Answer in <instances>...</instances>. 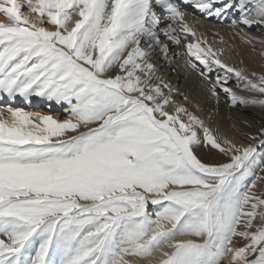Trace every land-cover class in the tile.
Instances as JSON below:
<instances>
[{"label":"snow or ice","instance_id":"obj_1","mask_svg":"<svg viewBox=\"0 0 264 264\" xmlns=\"http://www.w3.org/2000/svg\"><path fill=\"white\" fill-rule=\"evenodd\" d=\"M189 4L206 18L236 9L234 28L264 27V0H0V94L70 113L0 107V264H137L155 252L149 264H264V129L237 147L187 109L167 111L171 87L152 83L154 49L169 52L159 33L182 43L156 8L195 41L180 11ZM186 48L217 102L222 91L230 106L264 108V74L230 66L207 41ZM214 66L225 74L213 82ZM201 146L228 162H202Z\"/></svg>","mask_w":264,"mask_h":264},{"label":"bare ground","instance_id":"obj_2","mask_svg":"<svg viewBox=\"0 0 264 264\" xmlns=\"http://www.w3.org/2000/svg\"><path fill=\"white\" fill-rule=\"evenodd\" d=\"M19 2L24 4L26 3V0H19ZM156 11L160 16L162 26L167 27L168 24H172V26L177 29V35H179V38L182 41L179 45L174 44L172 41L167 40L163 33H159L162 42L168 44L169 52L167 57H165L160 52L159 47H157L154 49L150 58L151 62L155 65L157 77L152 83L155 85L163 82L168 84L172 89L170 95L174 104L170 102L169 105L165 106L166 110L171 113L173 112L174 106L183 107L202 119L207 126L211 127L221 137V139L231 140L240 148L249 146V144L253 143L251 137L258 136L260 131L264 129V108L259 106H230L227 95L222 91L219 93V102L212 98L208 91L210 82L204 80L198 72L186 64V60L189 59L186 45L201 40L207 41V44L211 45L213 49H225V55L220 57V59L230 66L235 67L236 69H244L249 75L252 72L261 75L264 74V55H262V53H264V43H262V41H264V27L254 26L249 29L243 25H238L234 28L232 26V21H239L240 19L239 13L236 9L228 10L226 15H222L219 18L215 16L206 18L204 14L194 6L190 4L182 5L180 11L184 13L186 22L190 26H193V29L196 32L194 41L192 36H186L179 32L178 22L171 21L169 16L164 13L159 6H157ZM22 12L24 15H28L32 20H38V17L35 14L30 13L27 7L23 8ZM76 18L77 17H74V19ZM0 21L8 23L2 15H0ZM45 27H48L49 30H54L51 25L45 24ZM242 28L243 31H241ZM221 37L224 41L223 44L220 42ZM250 38L254 39H251V42H248ZM141 46L145 48L147 47L146 44H142ZM205 46L206 45L201 44L202 48ZM191 59L198 67L203 68L194 57ZM224 74L225 72L223 69L214 66L213 71L210 74L211 81L214 82L217 75L224 76ZM228 75L229 87L233 88V90L237 91L239 94L249 95L248 93H241L240 90L236 88L237 78L233 74ZM162 90L165 94H169V89L162 88ZM2 95L3 94H0V100ZM6 97L8 98V96ZM37 98L46 101L42 109L49 111L60 105H65L68 109V105L64 102L58 104L54 100L50 101L46 97L36 95L30 96L27 100L22 97L23 105L21 108H18L23 109L26 112L51 115L54 119L60 121L70 118V113L68 111V115L61 118L58 114L53 115L54 113L50 114L49 112H44L40 109H34V101ZM15 99L16 98H12L11 102L13 103ZM7 106L12 107V105H6L4 107ZM65 112L63 113L65 114ZM257 151L264 153V148H257ZM195 155L204 163L219 164L228 162V157L210 147L201 146L196 150ZM262 169H264V165L256 167V174L264 177V170ZM254 178L255 177H252V179ZM249 182L251 181L249 180ZM257 184L259 189H264V183L257 181ZM151 198L154 197H150V199ZM159 210V206L156 205H151V207L147 208V211L152 215L153 219H155V213ZM162 223L166 228L170 227V224L167 222L162 221ZM175 239L182 240L195 238L177 236ZM158 257L159 252H155L150 258H136L137 264H149L150 261L154 262ZM229 259V256H225L221 264H228Z\"/></svg>","mask_w":264,"mask_h":264},{"label":"rangeland","instance_id":"obj_3","mask_svg":"<svg viewBox=\"0 0 264 264\" xmlns=\"http://www.w3.org/2000/svg\"><path fill=\"white\" fill-rule=\"evenodd\" d=\"M185 11V10H184ZM188 12H190V11H188ZM7 95L6 94H3L2 95V98H1V102H0V106H2V107H4V106H6V105H12V107H16V108H18V107H22V105H23V99H22V97L21 96H15L14 98H16L15 99V101L12 103L11 101H12V98L11 97H6ZM6 97V98H5ZM18 97V98H17ZM20 97V98H19ZM8 99V100H7ZM20 100V101H19ZM11 102V103H10ZM21 102V103H20ZM35 104H34V109H40V110H42V111H44V112H49L50 114H53V115H59V116H61V118H64L66 115H68V112H67V107H65V105H60V106H58V107H56V108H52L51 110H45V109H42L43 108V105L45 104V100H41L40 98H37L35 101ZM19 103V104H18ZM39 103V104H38ZM42 103V104H41ZM21 104V105H20ZM66 108V109H65ZM66 112H65V111ZM63 112H65V114L63 113ZM264 190V189H263ZM148 207H151V205H149Z\"/></svg>","mask_w":264,"mask_h":264}]
</instances>
